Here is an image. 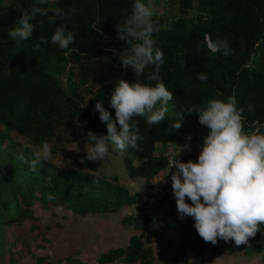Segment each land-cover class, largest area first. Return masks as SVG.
<instances>
[{
	"label": "trees",
	"instance_id": "trees-1",
	"mask_svg": "<svg viewBox=\"0 0 264 264\" xmlns=\"http://www.w3.org/2000/svg\"><path fill=\"white\" fill-rule=\"evenodd\" d=\"M166 1L176 16L154 15L153 19L162 26L155 34L156 47L164 52L160 73L173 100L159 125L149 126L145 118H133L138 120L142 139L138 150L126 151L130 179L152 180L167 168V160L156 154L157 145L202 143L209 130L198 123L195 114H184L182 126L172 127L183 107L234 97L237 107L244 109L245 131H264V0ZM34 4L35 0H0V126L33 146L42 142L84 145L89 130L107 134L106 125L93 110L97 101L104 102L103 107L114 117L108 99L118 80L154 83L135 78L131 68L124 70L119 62L126 45L116 39L115 24L130 15L133 0H47L36 6L49 10V16L57 10L69 13L67 18L57 16L56 23L50 24L48 16L38 15L32 36L17 44L8 32ZM60 25L75 34L69 49L62 51L50 43L35 47L41 36L50 41ZM220 40L227 41L229 55L208 47ZM151 70L146 69L145 76ZM201 72L206 73V81L196 78ZM17 145L0 129V228L7 222L21 226L33 219L36 202L44 207L63 206L80 217L117 214L139 204L138 193H131L117 177L103 174L102 162L86 161L69 151L68 159L84 171L48 161L34 171L26 162L32 154L18 151ZM97 171L102 179L94 183ZM146 189L149 198L151 188ZM147 208L144 205L138 213L122 219L123 226L135 234L127 247L103 253L98 264H154L153 244L158 236L146 232L145 227L159 223L181 237L173 257L175 264H205L207 252L215 256L234 253L232 241L220 240L217 245L203 241L192 218L181 220L172 210L157 218ZM241 246L247 256L262 255L264 236L257 232ZM66 264L86 263L69 258Z\"/></svg>",
	"mask_w": 264,
	"mask_h": 264
},
{
	"label": "clouds",
	"instance_id": "clouds-1",
	"mask_svg": "<svg viewBox=\"0 0 264 264\" xmlns=\"http://www.w3.org/2000/svg\"><path fill=\"white\" fill-rule=\"evenodd\" d=\"M45 3L47 0H35L29 10L21 13L8 37L17 44L29 40L35 30L33 21L38 15L48 16L50 24L56 23L57 16L67 18L69 15L57 10L49 16V10L36 6ZM153 17L154 10L145 0H133L130 15L115 24L116 39L126 45L119 54L121 67L124 70L131 68L135 78L144 77L154 83L118 80L108 99L114 117L103 107L104 102H96L93 111L99 113L107 134L87 132L84 142L86 161L99 163L113 153L123 154L129 148L138 150L142 138L138 120L133 118L143 117L147 125H159L169 111L173 93L162 81L160 68L164 64V52L156 47L155 39L162 26ZM74 42V32L60 25L55 28L50 41L41 36L35 47L39 49L50 43L63 51ZM208 47L213 52L230 54L229 45L224 40L209 43ZM146 69L153 70L145 76ZM196 78L203 82L207 75L197 73ZM248 109L251 111L252 106L249 105ZM243 112L234 97L210 99L204 105L183 107L176 113L172 124L173 128L179 129L184 114H195L198 123L209 130L195 162H182L177 158L182 151L191 150L189 144L178 146V155L171 159L169 172L174 168L170 181L176 204L169 207L181 220L192 218L198 236L212 245L223 240L240 246L255 237L257 232L264 236V131H245ZM186 139L190 141L191 137ZM51 158L50 145L42 142L32 153L31 160L26 162L35 171ZM20 159L24 160V157ZM100 179L101 174L97 171L93 182ZM48 198L52 199V196Z\"/></svg>",
	"mask_w": 264,
	"mask_h": 264
},
{
	"label": "rangeland",
	"instance_id": "rangeland-1",
	"mask_svg": "<svg viewBox=\"0 0 264 264\" xmlns=\"http://www.w3.org/2000/svg\"><path fill=\"white\" fill-rule=\"evenodd\" d=\"M146 3L153 8L154 15L168 18L176 16L170 10L166 0H146ZM0 129L10 135V138L18 144L16 148L20 152L27 150L32 154L37 147L41 146H33L29 140L16 136L1 126ZM49 145L52 158L48 162L58 167L84 171L67 157V153L73 151L79 153L83 159L85 155L83 144ZM54 148L57 151L55 154L53 153ZM125 155L126 151L123 154L113 153L110 158L101 161L103 174L106 177H117L120 184L131 193H138L140 195L138 205L126 207L117 214L80 217L66 211L63 206L44 207L36 202L33 219L26 221L21 226L7 222L6 227L0 228V264H38L40 261H43V264H66L69 258L78 259L86 264H98V258L103 253L127 247L131 237L135 234L132 228L123 226L121 221L125 216L138 213V210L144 205L157 218L170 210L169 206L163 207L160 204L161 199L158 192L160 191L161 176L150 185L145 183L147 179H130ZM146 187L151 188V198L147 196L149 189ZM186 202L190 203L187 200ZM145 230L146 232H155L158 236L153 244L154 264H175L173 257L181 237L160 223L145 227ZM239 249L246 259H240L239 262H235L236 264H248L249 258H257L256 261L260 260L258 264H264V261L256 256H247L242 246ZM223 255L220 257L207 252L205 264H216L213 260L214 257L220 258L216 260L222 262L234 254ZM223 257L225 258L222 259Z\"/></svg>",
	"mask_w": 264,
	"mask_h": 264
},
{
	"label": "built area",
	"instance_id": "built-area-1",
	"mask_svg": "<svg viewBox=\"0 0 264 264\" xmlns=\"http://www.w3.org/2000/svg\"><path fill=\"white\" fill-rule=\"evenodd\" d=\"M199 152H188L185 155H179L177 158L180 159L182 162H187L189 160L195 162L197 159ZM176 155H178L176 152L169 150L162 154V157H164L167 160V168L163 171L161 175V184H160V191L159 197L161 199L160 204L163 207L169 206V205H175V200L172 195V189H171V171H174V168L170 170V161L172 158H174ZM169 172V174H168ZM168 175V176H167Z\"/></svg>",
	"mask_w": 264,
	"mask_h": 264
},
{
	"label": "crops",
	"instance_id": "crops-1",
	"mask_svg": "<svg viewBox=\"0 0 264 264\" xmlns=\"http://www.w3.org/2000/svg\"><path fill=\"white\" fill-rule=\"evenodd\" d=\"M185 144H187V143H179V144H169V145H157V150H156V154H157V156H161L164 152H166V151H169V150H172V151H174V152H176L177 154L179 153V148H178V146H182V145H185ZM190 145V151L189 150H184V151H182L179 155H185V154H187L188 152H199L200 151V147H201V144H196V145H191V144H189ZM157 179V178H156ZM156 179H153V180H145L146 182L145 183H149L148 185H150V184H152L154 181H156ZM250 239V238H249ZM220 242V240H218V242H217V244ZM248 243V242H247ZM246 243V244H247ZM216 244V245H217ZM241 246V245H240ZM240 246H236L235 244H234V242H233V248H234V253H232V254H234V255H231L230 257H228V258H226L224 261H222V262H218L216 259H220V258H217V257H214V262L216 263V264H223V263H226V262H228V263H232V264H236L237 262H239L240 261V259H242V260H244V259H246V257H244L243 256V254L240 252ZM226 255V254H225ZM263 255L264 254H262V255H253V256H256V257H258V259H261L262 260V258H263ZM222 256H224V255H222ZM222 256H220V257H222ZM225 257H223L222 259H224ZM250 260H249V262H248V264H258V261H260V260H255V259H257V258H249ZM216 260V261H215ZM236 262V263H235Z\"/></svg>",
	"mask_w": 264,
	"mask_h": 264
}]
</instances>
